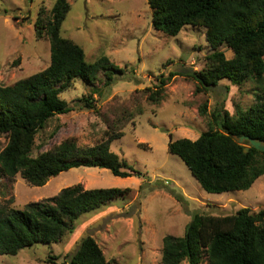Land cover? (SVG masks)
Instances as JSON below:
<instances>
[{
  "label": "rangeland",
  "instance_id": "rangeland-1",
  "mask_svg": "<svg viewBox=\"0 0 264 264\" xmlns=\"http://www.w3.org/2000/svg\"><path fill=\"white\" fill-rule=\"evenodd\" d=\"M55 1L0 0V84L12 85L50 64V41L37 36L34 23L39 11L48 13ZM68 1L71 10L62 35L82 46L88 61L108 57L117 69L113 83L105 87L104 79L94 84L74 79L60 95L73 110L50 119L36 136L32 155L71 137L80 146L94 145L114 120L126 115L124 135L113 141L111 149L141 174L123 178L107 168L79 166L50 178L43 186L31 185L21 174L4 177L0 206L7 208L23 209L79 183L86 188L130 191L84 213L61 241L0 255V264H68V255L86 235L97 240L109 264H162L163 238L184 235L196 213L226 215L243 207L253 212L264 208V175L247 190L209 193L182 159L169 151L171 139L196 140L207 131L212 112L224 100L231 113L236 107H250L260 91L255 82L235 85L223 79L219 86L197 93L195 81L178 75L167 85L159 104L150 102L144 92L162 75L205 67V57L212 51L206 28L186 25L174 36L157 31L147 0ZM221 49L232 56L225 46ZM90 94L95 109L83 107V98ZM204 103L207 115L201 116ZM7 142L0 133V152Z\"/></svg>",
  "mask_w": 264,
  "mask_h": 264
},
{
  "label": "trees",
  "instance_id": "trees-1",
  "mask_svg": "<svg viewBox=\"0 0 264 264\" xmlns=\"http://www.w3.org/2000/svg\"><path fill=\"white\" fill-rule=\"evenodd\" d=\"M147 3L157 31L174 36L186 25L201 26L206 28L212 49L202 70L162 75L154 86L146 87L144 92L150 102L159 104L167 85L178 75L195 81L197 93L219 86L223 79L235 85L251 80L260 89L250 107H236L234 113L225 108L224 100L212 112L210 128L198 139L184 137L169 142V151L182 159L205 191L223 193L251 188L264 175V152L254 147L245 152L248 142L240 144L234 136L264 140V0ZM70 10L68 0H56L48 13L39 11L34 23L37 36H46L50 41V64L12 85L0 84V133L8 139L0 152V183L4 177L11 179L21 174L31 185L43 186L50 178L79 166L107 168L123 178L141 174L111 149L113 141L124 135L126 115L114 120L94 145L80 146L71 137L32 155L36 136L50 119L73 110L60 95L74 79L90 84L104 79L103 87L114 81L117 66L108 57L88 61L84 48L62 35ZM223 46L232 52L230 58L221 49ZM83 102L86 109H95L93 94ZM199 114L207 115L206 103ZM129 191L121 187L86 188L79 183L45 200L30 202L23 209L0 206V255H15L37 243H57L75 229L84 213ZM68 257V264H109L103 248L91 235L84 236ZM185 262L264 264V208L253 212L243 207L226 215L196 213L184 235H167L162 240V264Z\"/></svg>",
  "mask_w": 264,
  "mask_h": 264
},
{
  "label": "water",
  "instance_id": "water-1",
  "mask_svg": "<svg viewBox=\"0 0 264 264\" xmlns=\"http://www.w3.org/2000/svg\"><path fill=\"white\" fill-rule=\"evenodd\" d=\"M234 137L240 144H244L245 142H248V146L245 148V152H248L250 147H254L264 152V140L253 138L249 135H241Z\"/></svg>",
  "mask_w": 264,
  "mask_h": 264
}]
</instances>
